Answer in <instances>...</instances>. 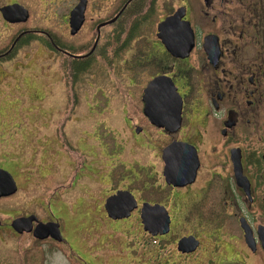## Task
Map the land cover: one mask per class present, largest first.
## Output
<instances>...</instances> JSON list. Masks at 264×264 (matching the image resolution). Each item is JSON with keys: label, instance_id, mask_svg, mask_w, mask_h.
Listing matches in <instances>:
<instances>
[{"label": "flooded vegetation", "instance_id": "af4514ba", "mask_svg": "<svg viewBox=\"0 0 264 264\" xmlns=\"http://www.w3.org/2000/svg\"><path fill=\"white\" fill-rule=\"evenodd\" d=\"M6 6L12 7L5 14L1 9ZM0 33L1 65L35 43L50 55L58 54L66 84L75 87L86 72L94 71L106 84L114 76L126 85L124 76L135 83L132 78L138 80L149 69L140 109L109 113H123L126 133L133 139L130 148L152 149L159 160L158 170L153 164L129 184L142 180L143 192L164 180L160 187L168 193L157 200L135 188H112L92 208L93 214L113 219L106 199L119 188L130 190L138 204L132 215L139 212L142 228L144 202L165 205L170 212V231L152 236L169 241L176 235L172 244H163L174 251L166 264H264V0H0ZM155 78L165 83L158 86L152 110L146 88ZM173 86L177 108L172 105ZM166 159L177 170L173 173H188L185 185L166 183ZM50 213H16L10 224L35 214L39 221L59 222L61 240L35 237L37 221L31 231L11 226L14 237L61 245L75 264H128L122 255L130 251L126 238L115 249L108 245L111 236L108 244L93 247L82 243L86 232L77 227L81 211L71 212L66 227L58 206ZM68 223L77 228L69 232ZM182 225L187 226L185 234L178 229ZM105 229L100 231L107 235ZM190 235L198 239L197 247L179 249L180 239ZM108 250L121 255L109 260L113 255ZM24 253L22 260L29 264L32 250Z\"/></svg>", "mask_w": 264, "mask_h": 264}, {"label": "rangeland", "instance_id": "374dc122", "mask_svg": "<svg viewBox=\"0 0 264 264\" xmlns=\"http://www.w3.org/2000/svg\"><path fill=\"white\" fill-rule=\"evenodd\" d=\"M39 24L47 26L44 21ZM140 43L137 45L142 47ZM62 70L58 54L50 55L35 43L0 64V168L12 172L19 186L14 195L0 199V264H27L26 259L22 260L27 248L32 250L29 264L76 263L61 245L31 243L29 237H14L12 232L13 214L32 211L50 217L54 205L60 210L64 227L72 211H81L77 227L81 225L86 232V241L82 243L93 247L101 242L108 244L111 236L108 245L113 244L115 249L124 237L130 251L122 255L129 260L128 264L169 263L167 259L174 254L170 240L175 234L168 237L169 241L145 236L139 212L122 220L92 213V208L101 205L112 188H135L139 195L157 200L168 193L164 185L160 187L164 180L156 181V187L143 192L142 180L129 184L132 177L138 179L136 173L144 174L146 168L153 169V164L158 170L159 160L152 149L130 148L133 139L126 133L123 113H109L122 109L136 113L149 69L138 80L132 78L135 83L124 76L126 85L114 76L106 84L94 76V71L86 72L76 87L69 84V93ZM135 116L137 120L138 115ZM183 213L179 221L184 224ZM172 216L176 217L174 211ZM88 223L94 225L87 226ZM106 226L109 229L103 231L109 236L100 231ZM77 227L69 224V232ZM179 227L181 234L188 232L187 226ZM169 243L170 247L165 249L163 244ZM108 254L113 255L109 260L121 255L110 250Z\"/></svg>", "mask_w": 264, "mask_h": 264}, {"label": "water", "instance_id": "95a60500", "mask_svg": "<svg viewBox=\"0 0 264 264\" xmlns=\"http://www.w3.org/2000/svg\"><path fill=\"white\" fill-rule=\"evenodd\" d=\"M12 6H6L1 9V11L10 12ZM5 16V15H4ZM6 17V16H5ZM9 20H12L6 17ZM17 21V20H13ZM165 80L162 78H155L151 81L146 88V93L148 95L147 102L154 109L155 99L154 96L158 89V86L163 85ZM171 93L174 94V99L172 100V105L176 106V97L178 94L175 93V87L171 88ZM181 106V99L179 100V106ZM151 110V109H150ZM154 118V117H152ZM138 130V129H137ZM169 147L166 151H169ZM165 151V153H166ZM165 167V179L167 184L172 185H185L188 182V173H173L177 170L172 169V163L170 160L166 159ZM18 190L17 182L12 175V173L6 169L0 168V197L9 196L14 194ZM138 206L136 198L130 190H118L116 193L112 194L106 199L105 208L108 215L113 219H121L130 217L132 211ZM141 219L145 231L150 232L153 236L158 234H165L170 231L171 216L165 205L159 203L150 204L149 202H144L141 209ZM38 221L36 227L34 228V236L39 239H44L49 236L57 240L62 239L60 233L59 222L49 221L41 222L38 220L35 214L30 216H23L14 219L11 223L12 227L19 231H31L33 221ZM2 221L0 220V226ZM199 244L198 239L195 236H184L179 241V249L183 251H190L197 247ZM184 245V246H183Z\"/></svg>", "mask_w": 264, "mask_h": 264}]
</instances>
